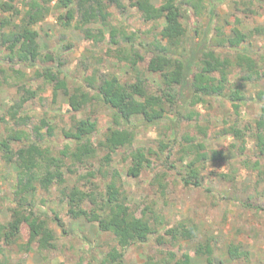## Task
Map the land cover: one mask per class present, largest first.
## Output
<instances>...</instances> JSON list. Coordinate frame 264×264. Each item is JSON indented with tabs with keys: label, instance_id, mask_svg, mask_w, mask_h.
<instances>
[{
	"label": "trees",
	"instance_id": "16d2710c",
	"mask_svg": "<svg viewBox=\"0 0 264 264\" xmlns=\"http://www.w3.org/2000/svg\"><path fill=\"white\" fill-rule=\"evenodd\" d=\"M129 1L145 21L163 19L164 26L160 39L138 45L134 36L122 32V43L131 44V53H126L117 40L119 30L111 31L112 43L119 47L118 53L134 72L131 81L122 82L116 75L97 67L93 70L86 67L91 73H86L81 81L70 80L61 68L48 67L53 54L47 53L43 58L39 32L35 29L56 9L62 11L57 16L62 38L76 20L77 27L84 29L85 38L99 43L105 40V33L89 26L106 25L112 15L110 6L123 9L122 0H0V86L9 83L8 77L22 78L25 75L22 66L41 65L29 79L37 85L36 89L32 84H15L19 98L0 118L10 128L9 134L0 138V161L17 169L15 189L9 197L11 219L7 224L0 223V264H9L5 248L15 243L22 253L57 248L53 224L66 233L65 224L53 207V216L45 215L36 203L40 191L45 196L43 205L48 202L54 205L55 200L50 198L53 190L59 193V203L66 208L69 218L95 223L100 232L114 238L104 258L87 261L80 257L76 264H126L127 250L134 245L147 244L152 237L161 248L162 258L149 257L146 264H218L215 238L201 237L198 225L181 221L170 227L159 212L148 206L140 213L132 211L127 194L120 189L121 174L111 167V162L114 152L128 151L131 166L127 174L132 178H139L145 168L154 165L147 157L148 151L135 145L139 129L165 123L173 137L168 144L160 143V152L168 151L164 162L170 164L167 168L172 170L168 171L180 175L186 186L201 187L202 169L207 164L221 162L230 166L229 173L223 175L229 181L236 178V164H241L249 173L257 171L259 180L264 179V90H259L254 97L261 104L256 118L222 130L223 135L236 141L232 144V155L223 150L207 151L204 142L207 134L201 127L203 137L199 140L188 134L180 136L179 128L187 105L193 108L208 104L212 99H222L238 112L248 101L245 87L264 86V70L260 64L263 56L258 60L255 54L239 49L246 36L238 29H234L235 37L225 43V47L230 46L232 50L231 56L207 46L208 30L199 43L188 40L183 20L192 10V15L202 16L205 3L211 7L212 0H163L159 6L151 0ZM146 73L160 76L161 85L155 90ZM46 87L52 89L55 98L59 93L68 98L72 112L69 127L67 123L61 126L46 119L36 125L26 113L27 107L37 100L45 101L41 94ZM101 104L111 111L112 119L104 139L96 144L95 108ZM79 113H84L85 117L79 119ZM172 115L175 119L167 121ZM186 116L189 120H198L201 114L193 109ZM98 148L108 153L100 159L99 170H94L89 165ZM83 166L87 170L80 173L78 169ZM68 176L76 178L73 184L69 183ZM20 239L24 243H18ZM180 243L190 246L193 256L188 251L172 250ZM228 255L229 264H252L250 252L242 250L240 244L229 246Z\"/></svg>",
	"mask_w": 264,
	"mask_h": 264
},
{
	"label": "rangeland",
	"instance_id": "374dc122",
	"mask_svg": "<svg viewBox=\"0 0 264 264\" xmlns=\"http://www.w3.org/2000/svg\"><path fill=\"white\" fill-rule=\"evenodd\" d=\"M151 1L159 6L163 0ZM122 3L123 9H118L115 5L110 6L109 11L112 15L106 25L89 26L95 30L101 29L105 33V40L99 43H96L94 39H86L84 29L82 26L77 27L76 20L67 30L65 38H62V30L57 23V16L62 11L53 9L44 21L35 26L39 32L38 42L43 58L47 53L53 54V61H49L47 66L54 69L61 68L69 79L74 81H81L86 73H91V71L87 72L86 67H90V70L97 67L106 73H112L122 82L131 81L134 72L118 53L119 47L112 43L111 31L115 28L119 30L117 40L126 53H131V44L122 43L124 35L122 32L128 36H134L136 45L140 42L150 43L154 38H161L160 31L164 26V20L145 21L141 12L133 7L129 0H122ZM212 3L211 7L205 3L206 9L202 11V16L192 15V10L183 20L188 30V40L192 39L195 43H199L208 30V36H205L209 41L207 46L210 48L213 46L218 52L226 55L232 50L230 46L226 48L225 43L235 37L234 29H238L246 36V41L239 49L248 54H255L258 60L262 55L260 64L264 70V0H212ZM54 4L55 1L52 2V5ZM212 11L214 14L211 15ZM40 67L41 65L22 66L21 71L25 74L22 78L17 75L13 77L12 72L8 71L9 76H12L7 79L9 83H3L4 85L0 86V118L19 98L15 84L27 86L32 84L36 89L37 85L29 79L36 75ZM146 76L153 90L161 85L159 75L146 73ZM259 90H264V86L245 87L244 92L248 101L238 112L230 102L222 99H212L208 104H200L193 108L187 105L183 109V121L179 124L180 136L188 134L199 140L203 137L199 131L201 127L207 134L204 141L207 151L223 150L232 155L234 153L232 144L236 141L232 137L223 135L222 130L235 123L252 121L260 114L261 104L254 99ZM41 95L45 96V101L37 100L26 109L33 124L39 125L42 119H46L51 124L58 123L61 126L67 123L66 126L69 127L72 112H70L68 98L62 93L55 98L50 87H46ZM95 109L94 118L98 120V132L94 134V138L98 144L104 139L112 117L111 111L102 104ZM193 109L201 114L198 120H189L186 116ZM77 117L82 119L85 114L79 113ZM173 118L175 119V116L172 115L167 121L171 122ZM136 121L137 119H134V122ZM9 129V125L0 119V138L7 136ZM42 132H45V129ZM171 137L173 134L165 123L148 129H139L135 145L147 150V157L154 164L152 167L145 168L139 178H132L127 174L131 166L128 151L118 150L112 154L111 167L121 174L120 189L127 194L132 211L140 213L148 206L159 212L170 227L181 221L188 225H198L201 237L211 235L215 238L217 242L215 260L218 264L231 262L228 248L233 244H240L242 250L250 252L252 264H264V179L259 180L257 171L249 173L241 164H236L235 167L238 170L236 178L234 181H229L223 175L229 173L230 166L221 162L215 165L207 164L202 169L201 187L186 186L180 175L175 171H168L172 170L167 168L170 164L164 163L168 151L165 150L164 154L160 152V143L168 144ZM59 140L64 141L61 137ZM248 147L251 148L252 144ZM107 153L108 150L98 148L97 155L89 167L99 170L100 159ZM78 170L80 173H85L87 168L83 166ZM16 173L17 169L14 166L0 161L1 224H7L11 219L12 204L9 202V197L15 189ZM75 180L73 176L69 177L70 184H73ZM43 198L45 196L39 191L36 197L39 211L41 214L53 216L51 211L53 207L63 220L66 233L61 227L53 224L57 238V248L53 251L22 253L16 243L5 248L9 264L22 262L24 264H76L80 257L87 261L93 258L101 260L105 257L110 245L114 243L111 234L100 232L95 223H89L85 219L69 218L66 208L59 203L60 195L57 191L53 190L50 196L55 200L54 205H49V202L48 205H43ZM18 243L22 244L24 240L20 239ZM179 249L183 252L188 251L193 256L190 246L180 243L172 248L173 251ZM178 252L180 255L181 251ZM149 257L157 260L162 258L161 248L155 237H152L147 244L130 247L124 259L126 264H146Z\"/></svg>",
	"mask_w": 264,
	"mask_h": 264
}]
</instances>
